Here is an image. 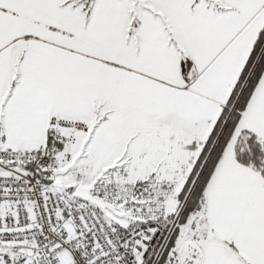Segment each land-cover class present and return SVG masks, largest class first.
Returning <instances> with one entry per match:
<instances>
[{
	"label": "snow or ice",
	"instance_id": "1",
	"mask_svg": "<svg viewBox=\"0 0 264 264\" xmlns=\"http://www.w3.org/2000/svg\"><path fill=\"white\" fill-rule=\"evenodd\" d=\"M0 264H264V0H0Z\"/></svg>",
	"mask_w": 264,
	"mask_h": 264
}]
</instances>
